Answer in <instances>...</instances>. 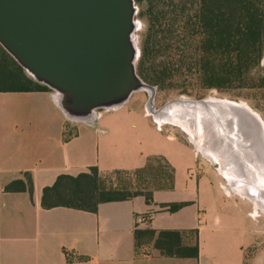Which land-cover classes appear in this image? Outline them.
<instances>
[{"label":"crops","instance_id":"obj_1","mask_svg":"<svg viewBox=\"0 0 264 264\" xmlns=\"http://www.w3.org/2000/svg\"><path fill=\"white\" fill-rule=\"evenodd\" d=\"M5 84L0 79V87ZM56 97L55 91H0V264H264L258 216L235 203L226 212L204 213L205 204H190L172 213L161 204L192 201L171 197L173 189L156 190L152 204L138 196L102 203L98 212L46 208L44 190L61 175L77 177L92 166L104 174L135 170L151 155L143 153L141 137L128 133L131 123L104 116L106 110L84 122L71 120L79 135L64 141L70 119ZM26 173L33 178L32 194L6 191ZM177 186L191 188L180 180ZM137 231L140 247L154 244L151 252L137 247ZM163 231L179 232L183 246L199 243V257L163 253L157 246ZM68 253L88 259L69 260Z\"/></svg>","mask_w":264,"mask_h":264},{"label":"trees","instance_id":"obj_2","mask_svg":"<svg viewBox=\"0 0 264 264\" xmlns=\"http://www.w3.org/2000/svg\"><path fill=\"white\" fill-rule=\"evenodd\" d=\"M136 1L143 3V0ZM182 22V26L175 29L176 22L169 19L162 27L165 26L163 30L170 36L155 32L151 33L149 41L143 42L138 72L145 81L161 89L175 87V81L183 78H194L206 89L264 87V78L253 74L264 58V10L245 0H197L194 14ZM0 79L6 81L0 91H53L30 76L1 44ZM78 135V127L67 120L64 141H71ZM156 163L161 165L160 168L155 167ZM123 173L136 175L144 183L148 180L145 175H150L148 181L152 177L157 180V185L148 191L139 188L129 193L110 183L114 174ZM175 173V168L162 155L149 157L144 167L135 170H115L104 174L98 166H92L77 177L61 175L53 186L45 188L43 205L46 208L68 206L98 212L102 203L138 196H144L147 203L152 204L156 190L174 188ZM25 178L9 183L6 191H29L32 194L33 178L30 173H26ZM190 204L192 202L162 203L161 208L174 213ZM138 233L137 247H140ZM179 236V232L163 231L157 246L170 256L199 257L200 244L183 246L176 239ZM68 258L88 259L74 253H68Z\"/></svg>","mask_w":264,"mask_h":264},{"label":"water","instance_id":"obj_3","mask_svg":"<svg viewBox=\"0 0 264 264\" xmlns=\"http://www.w3.org/2000/svg\"><path fill=\"white\" fill-rule=\"evenodd\" d=\"M137 15L136 0H0V44L57 93L74 122L117 109L140 91L150 92V110L160 112L157 87L138 72ZM242 103L264 128L261 116Z\"/></svg>","mask_w":264,"mask_h":264},{"label":"rangeland","instance_id":"obj_4","mask_svg":"<svg viewBox=\"0 0 264 264\" xmlns=\"http://www.w3.org/2000/svg\"><path fill=\"white\" fill-rule=\"evenodd\" d=\"M245 1L264 10V0ZM196 2L197 0H143V3L137 2L138 15L135 38L139 47L141 48L143 42L150 40L151 33L158 32L159 35L170 36L168 31L164 32L165 26L162 27V24L168 22L169 19H174L176 22L175 29L179 25L182 26V20L194 14ZM253 74L257 78H264V58ZM174 86L165 89L156 86L157 94L154 108L156 111H162L169 103L178 99L198 101L217 97L247 103L264 121V87L255 86L227 90L206 89L202 88L194 78L177 79ZM150 97L151 94L148 91L137 92L123 106L106 110L104 116L128 120L131 123L128 133L142 138L143 153H150V157L162 155L171 163L176 172L173 189L177 191L172 193L171 197L192 199L190 201L192 205L198 207L205 204L204 213L226 212L231 203L238 205L241 211L246 214L254 212L258 216V219H255V228L260 234L259 239L262 242V247H264V210L259 209L254 200L248 197V194L238 191L237 179L235 183H232L225 175L227 164L224 161V155L214 157L206 151V147H212L213 143L210 142L209 136L208 138L204 137L205 132L203 139L197 141L192 137L189 129L185 127L167 121L160 123L155 117L156 113L150 110ZM101 111L103 110L98 112ZM147 124L149 127L146 126ZM192 149L197 155L194 156L191 153ZM160 166L159 163L155 164L156 168H160ZM145 177H148L149 180L150 175H145ZM178 177L181 185L184 184L191 188L177 190ZM153 179L151 177L150 182L147 180L144 183L136 175L123 173L114 174L110 183L132 193L139 188L145 191L154 189L157 180ZM256 192H258L257 195H262L264 198V189L261 191L256 189ZM139 249L142 252H151L154 249V244L152 242L146 243Z\"/></svg>","mask_w":264,"mask_h":264},{"label":"bare ground","instance_id":"obj_5","mask_svg":"<svg viewBox=\"0 0 264 264\" xmlns=\"http://www.w3.org/2000/svg\"><path fill=\"white\" fill-rule=\"evenodd\" d=\"M155 113L160 123L185 127L197 141L205 132L204 137L209 136L213 143L206 151L214 157L224 155L225 175L232 183L237 179L238 191L264 210V198L256 192L264 189V128L248 115L242 102L217 97L196 102L182 99Z\"/></svg>","mask_w":264,"mask_h":264}]
</instances>
